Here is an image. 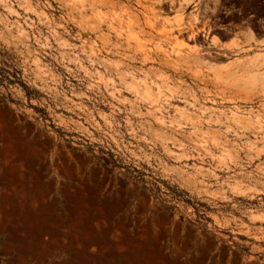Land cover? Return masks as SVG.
Here are the masks:
<instances>
[{"label": "rangeland", "instance_id": "rangeland-1", "mask_svg": "<svg viewBox=\"0 0 264 264\" xmlns=\"http://www.w3.org/2000/svg\"><path fill=\"white\" fill-rule=\"evenodd\" d=\"M262 42L264 0H0V264H264V93L226 69Z\"/></svg>", "mask_w": 264, "mask_h": 264}, {"label": "bare ground", "instance_id": "bare-ground-1", "mask_svg": "<svg viewBox=\"0 0 264 264\" xmlns=\"http://www.w3.org/2000/svg\"><path fill=\"white\" fill-rule=\"evenodd\" d=\"M182 1L185 4L189 5L192 3L193 0H182ZM241 39L242 40L231 43L226 48L228 50L238 51V50L246 49L248 47H253L257 44L255 36L253 35L252 32L244 33ZM218 41L212 38L210 40V43L214 46H217L219 45ZM227 66L226 69L228 68V70L234 71L232 74V79H233L232 83L234 84V86L248 93H253L256 91L258 92L260 91L264 93V52L254 55V57H252L249 60H244V61L237 60L235 63L232 62L231 65H229L228 67Z\"/></svg>", "mask_w": 264, "mask_h": 264}, {"label": "trees", "instance_id": "trees-1", "mask_svg": "<svg viewBox=\"0 0 264 264\" xmlns=\"http://www.w3.org/2000/svg\"><path fill=\"white\" fill-rule=\"evenodd\" d=\"M3 71L0 69V84L5 81V76H3ZM135 173H138L136 170H134ZM155 183H159L158 180H155ZM154 184V187L156 189V192L157 193H160V194H165L167 196H171V198L175 199V200H181V199H184L183 197H186L187 195L184 193V192H181L179 191L176 187H170L167 183H164L163 184L165 185L166 187V192H162L160 188L157 187V185ZM143 190L145 192H148V193H151L153 190H149L147 188H143Z\"/></svg>", "mask_w": 264, "mask_h": 264}, {"label": "crops", "instance_id": "crops-1", "mask_svg": "<svg viewBox=\"0 0 264 264\" xmlns=\"http://www.w3.org/2000/svg\"><path fill=\"white\" fill-rule=\"evenodd\" d=\"M249 1H250V0H249ZM245 33H246V32H245ZM230 44H231V42L228 43V46H229ZM263 44H264V42L259 43L258 46L256 47V49H258V48H264ZM263 50H264V49H263ZM262 52H264V51H262ZM262 52H261V53H262ZM256 54H258V53H255L254 55H256ZM254 55H252L250 58L254 57Z\"/></svg>", "mask_w": 264, "mask_h": 264}]
</instances>
